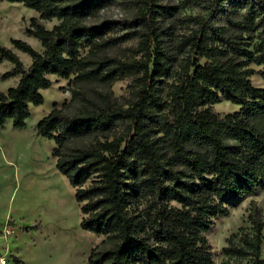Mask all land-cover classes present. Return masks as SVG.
<instances>
[{
    "label": "trees",
    "instance_id": "trees-1",
    "mask_svg": "<svg viewBox=\"0 0 264 264\" xmlns=\"http://www.w3.org/2000/svg\"><path fill=\"white\" fill-rule=\"evenodd\" d=\"M4 1L59 23L48 29L31 19L28 35L42 51L22 39H13V48L0 44V63L13 65L3 79L18 80L0 90V128L9 121L25 128L52 77L73 78L74 100L86 99L80 84L130 81L126 104L105 102L72 115L55 104L36 126L38 136L55 142L56 166L75 189L82 229L113 242L92 248L89 264H215L205 237L213 219L264 188V132L255 123L264 122V87L252 84L250 67L262 66L264 78V0L210 5L211 13L230 3L244 10L245 20L232 26L258 32L252 46L196 17L175 54L165 46L159 20L173 8L162 0H140L132 19L100 23L93 20L116 0ZM124 30L123 36L113 34ZM132 39L139 58L101 55ZM14 49L31 58L30 66ZM221 99L240 111L220 115L210 104ZM92 136L87 147L69 146ZM249 220L251 226L231 235L222 254L235 264H264V215L251 213Z\"/></svg>",
    "mask_w": 264,
    "mask_h": 264
},
{
    "label": "rangeland",
    "instance_id": "rangeland-1",
    "mask_svg": "<svg viewBox=\"0 0 264 264\" xmlns=\"http://www.w3.org/2000/svg\"><path fill=\"white\" fill-rule=\"evenodd\" d=\"M213 0H162L161 5L173 8L169 14L160 17V25L167 49L175 54L179 37L193 25V18L207 17L215 26L228 30L229 35L242 36L251 46L258 41V32L249 33L232 26L234 22L245 20V11L235 9L233 4L211 13ZM140 0H116L105 7L93 20L102 21L130 20L134 17ZM32 18L48 29L59 23L58 19H40V14L21 3L0 0V44L13 48V39L27 41L37 51H42L41 43L28 35ZM126 30L113 33L123 36ZM138 40L132 39L119 47L110 48L101 55L119 59L139 58L136 56ZM21 61L30 66L31 58L17 50ZM86 51L83 52V54ZM181 58V57H180ZM179 58V59H180ZM205 59L201 63H205ZM9 62L0 63V90L7 91L15 85L16 78L3 79L11 70ZM255 70L252 84L264 87L263 67L251 63ZM53 85L43 90L44 103L31 106V116L26 127L15 129L9 121L0 128V256L8 264H89L88 257L92 248L103 245L110 248L111 240L105 236H96L81 227L82 212L75 198V189L69 179L56 166L53 140L42 138L36 133L38 122L48 115L55 104L67 114L72 115L84 107L111 104H126L131 99L129 80H120L112 86L98 84H80L85 100H74L71 88L73 78L52 77ZM222 116L239 112L241 107L221 99L210 104ZM264 132V122H255ZM99 139H103L101 136ZM111 138V137H110ZM96 136L73 140L70 148L87 147L94 143ZM259 212L264 215V188L246 197L224 217L213 219V226L205 233L214 252L215 264H235L233 259L225 257L222 249L229 237L241 227L251 226L249 215ZM264 255V248H263Z\"/></svg>",
    "mask_w": 264,
    "mask_h": 264
},
{
    "label": "built area",
    "instance_id": "built-area-1",
    "mask_svg": "<svg viewBox=\"0 0 264 264\" xmlns=\"http://www.w3.org/2000/svg\"><path fill=\"white\" fill-rule=\"evenodd\" d=\"M0 264H7V260H6V258L5 257H1L0 256Z\"/></svg>",
    "mask_w": 264,
    "mask_h": 264
},
{
    "label": "bare ground",
    "instance_id": "bare-ground-1",
    "mask_svg": "<svg viewBox=\"0 0 264 264\" xmlns=\"http://www.w3.org/2000/svg\"><path fill=\"white\" fill-rule=\"evenodd\" d=\"M229 101H227V103H228ZM7 264H8V262H7Z\"/></svg>",
    "mask_w": 264,
    "mask_h": 264
}]
</instances>
